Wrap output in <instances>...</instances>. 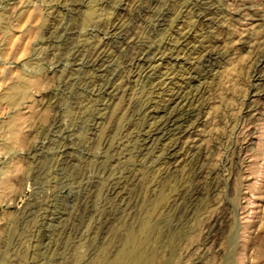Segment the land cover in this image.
Listing matches in <instances>:
<instances>
[{
  "label": "rangeland",
  "instance_id": "rangeland-1",
  "mask_svg": "<svg viewBox=\"0 0 264 264\" xmlns=\"http://www.w3.org/2000/svg\"><path fill=\"white\" fill-rule=\"evenodd\" d=\"M122 1L0 0V264H264V0H134L144 45L177 58L154 64L157 94L144 74L123 85L115 54L109 102L80 64ZM201 46L219 54L212 67ZM175 87L194 105L149 122L140 109ZM167 112L173 126L139 157L137 136ZM127 176L122 201L107 195Z\"/></svg>",
  "mask_w": 264,
  "mask_h": 264
},
{
  "label": "bare ground",
  "instance_id": "bare-ground-1",
  "mask_svg": "<svg viewBox=\"0 0 264 264\" xmlns=\"http://www.w3.org/2000/svg\"><path fill=\"white\" fill-rule=\"evenodd\" d=\"M195 1V0H194ZM148 2V1H147ZM188 2V1H187ZM196 2V1H195ZM137 3V1L134 0H123L121 2L120 7L117 9V14H115V16L113 18H111V20L107 23L104 24V28L105 31H103V33H99L102 34L103 36L100 38L98 37V41L96 42H91L90 44L91 46H87L88 47V51L86 52L87 55L85 57L82 58V62H81V67L83 69H85L91 76L90 79L88 80V83H86V85H88L90 87L91 92L93 93L94 97L100 98V99H104L107 101H113V99H115L120 91V89H122V87H115V85L113 84V81H115V79H118L117 77L120 78V76L123 74L120 70V76L116 75L114 76L112 79L109 77H112L111 72L109 73V69L110 66L112 67L114 64V57H116L115 54H117V56L119 55V57L122 58V63L121 65H123V69H125L128 74L129 77L127 78V80H124L125 82H123L125 84H129L130 79L131 78H135V77H140L142 74H144V76L146 77V80L149 82H145L143 80L144 84H148L149 86H155V88L153 87V89H151L154 92H157V94H159L158 91H160V93L162 92H167L168 90L162 89L163 88V82H160L159 77H156L155 75V68L153 67L154 64L156 62H158L160 65H163L164 63H167L170 60H173L176 58L171 59L170 57L172 56H164L163 51L167 50V49H163L162 50V46H158L159 44H157V46H151V45H147L146 41H145V45L143 43V37L138 33V29L140 24L144 18H142V13L144 14L145 11L140 9L138 5H135ZM198 3V2H196ZM195 3V5H197ZM202 3V2H200ZM141 4V3H140ZM75 5V4H74ZM199 5V4H198ZM197 5V6H198ZM202 5V4H201ZM187 6V5H186ZM194 6V5H193ZM153 7V6H152ZM156 9V8H155ZM133 10H138L140 12L141 10V15H133L132 13L134 12ZM212 10V9H211ZM203 12V11H202ZM214 12V11H213ZM135 13V12H134ZM88 14V13H87ZM199 14V13H198ZM197 14V15H198ZM202 14V13H201ZM203 16H199V19H208V14H207V10L206 13L203 12ZM146 15V14H145ZM211 15V13H210ZM213 15V14H212ZM215 15V14H214ZM151 16V15H150ZM87 17H89L88 15L86 16L85 20L88 21ZM129 17H133L134 19H137V22L133 24H129L127 23V20H129ZM201 17V18H200ZM132 18V19H133ZM154 18V17H153ZM156 18V17H155ZM148 19V18H147ZM165 19V18H164ZM157 20V19H156ZM161 18L159 20H157L156 26L161 24ZM198 20V19H197ZM108 21V20H107ZM55 22V21H54ZM134 22V21H133ZM197 22V21H196ZM149 23V22H148ZM147 23V24H148ZM162 23H163V19H162ZM166 23V22H165ZM164 23V24H165ZM162 25V24H161ZM159 27V26H158ZM59 28V27H58ZM93 30V29H92ZM98 30V29H97ZM101 31V30H100ZM57 32V31H56ZM99 32V30L97 31ZM190 32V31H189ZM188 32V33H189ZM96 33V32H95ZM178 32V38L176 39V43L178 44V48L182 47L185 43L187 42V39H189L188 37L190 35L187 36L186 33L182 34ZM93 36V35H92ZM144 36V35H143ZM61 37V36H60ZM148 37V36H146ZM66 38V37H64ZM93 39V38H91ZM146 39V38H145ZM60 40V39H59ZM66 40V39H65ZM68 40V39H67ZM171 40V39H170ZM64 41V40H63ZM71 43V42H70ZM163 43V42H162ZM65 44V43H64ZM87 44V43H86ZM85 45V44H84ZM88 45V44H87ZM167 45V44H166ZM175 44L173 43L174 46ZM164 46V45H163ZM180 46V47H179ZM202 48L200 49V51L198 52V58L202 59L207 66L206 67H212L213 66V62L215 60V57H217L219 54L217 53V51L214 50L213 47H207V46H201ZM70 49V48H69ZM175 49V48H173ZM185 49V48H184ZM172 50V49H171ZM169 52V50H167ZM177 51V50H176ZM219 51V50H218ZM78 52V51H77ZM179 52V51H178ZM181 52V50H180ZM165 53V52H164ZM78 54V53H77ZM80 54V53H79ZM173 54V53H172ZM170 55V54H168ZM175 55V54H174ZM77 56V55H76ZM81 56V55H80ZM177 56V55H176ZM175 57V56H174ZM263 57V56H262ZM77 58V57H76ZM76 58H74V61L76 60ZM197 58V59H198ZM81 59V58H80ZM199 59V60H200ZM190 60V59H189ZM78 61V60H77ZM264 61V59L261 60V62ZM80 62V60L78 61ZM77 62V64H78ZM185 62V61H184ZM182 62V63H184ZM197 62V61H196ZM260 62V63H261ZM193 62H190V64ZM185 65V64H184ZM184 67V66H183ZM189 67V68H188ZM185 68V67H184ZM188 69V75L191 76V72L193 71V66H187ZM264 68V67H263ZM122 69V68H121ZM118 71V72H119ZM196 71V70H195ZM92 74H91V73ZM117 72V73H118ZM152 72V73H151ZM198 72V71H197ZM125 73V72H124ZM150 73V74H149ZM157 73V72H156ZM158 74V73H157ZM64 75V74H63ZM95 76V77H94ZM128 76V75H127ZM154 76V77H153ZM192 77H188V79L191 80ZM263 78V76H259L258 79L259 81ZM121 79V78H120ZM119 79V80H120ZM257 79V80H258ZM87 80V79H86ZM132 80V79H131ZM121 81V80H120ZM186 81V80H185ZM189 81V80H188ZM68 82V81H67ZM166 82V81H165ZM184 82V81H183ZM82 83V82H81ZM122 83V82H121ZM185 83V82H184ZM143 84V85H144ZM171 84V83H170ZM17 85V84H16ZM122 85V84H121ZM88 87V88H89ZM87 88V87H86ZM87 88V89H88ZM169 88V87H168ZM181 90V88H173L169 94L164 95L167 96L166 99H157V101H161L164 105L163 107L161 106L160 108L157 107V102L153 105H149L147 104L146 107H142L140 109V111H142V114H144L146 117L149 118V122L150 120L155 119L156 117H158V114L160 113V111H165L168 106L171 105V103H176L175 101L178 99L182 100V101H187V105L189 106H193L194 103H191L192 101H194L195 98L189 99L187 96L183 97L180 96L179 91ZM23 91V85H17L15 87H13V96L18 95L20 93H22ZM122 92H124L122 90ZM182 92V91H181ZM91 93V94H92ZM127 93V92H126ZM201 93V92H200ZM164 94V93H163ZM21 95V94H20ZM92 95V96H93ZM12 96V95H11ZM163 97V95H162ZM16 98V97H15ZM8 99V98H7ZM10 99V98H9ZM12 99V98H11ZM101 101V100H100ZM180 101V102H182ZM189 101V102H188ZM88 102V101H87ZM108 102V103H109ZM103 104L102 109H107L109 108L110 104ZM101 105V104H99ZM181 105V104H180ZM173 106V105H172ZM175 106V105H174ZM171 107V106H170ZM183 108V107H182ZM199 106L192 108L191 110H189L188 113H186L184 116H182L183 118L185 117L187 120L188 118H193L196 114L197 116L199 114H201V108L198 109ZM101 109V110H102ZM169 109V108H168ZM184 109V108H183ZM170 110V109H169ZM175 110V109H174ZM181 110V109H180ZM186 112V111H185ZM197 112V113H196ZM99 113V112H98ZM165 113V112H164ZM168 113V112H167ZM166 113V114H167ZM196 113V114H195ZM101 114V113H100ZM169 114V113H168ZM162 115V114H161ZM173 115V114H172ZM181 115V114H179ZM178 115V116H179ZM143 116V115H142ZM95 121L94 124H91V130L95 129V127L99 124L98 122L103 121L104 117H102L101 115H98L95 117ZM174 117L171 116L169 114V116H167L164 120L162 119L158 124H152L155 126H151V124L149 123L148 125H150V127L148 128L147 131H144L142 135H138L137 136V150L139 153V157L144 156L146 154H149V147L152 145V143L154 141L157 140V138H159L161 135L164 136V133H166V130L168 129L169 125L173 126L174 124ZM181 118V117H180ZM179 119V118H178ZM197 119V118H196ZM182 120V119H181ZM184 120V119H183ZM190 120V119H189ZM192 120V119H191ZM194 121H196L194 119ZM158 122V121H157ZM173 123V124H171ZM178 123V122H177ZM182 123V122H181ZM182 125V124H181ZM53 126V125H52ZM184 126V125H183ZM181 127V126H180ZM43 128V127H42ZM174 128V127H173ZM185 129V128H184ZM191 129V126H190ZM177 130V129H176ZM45 131V130H44ZM174 130H172L173 132ZM171 132V131H170ZM186 132H188L187 130H182L179 131V134H185ZM172 134V133H171ZM178 134V135H179ZM168 135V134H167ZM177 135V136H178ZM172 137V136H171ZM163 138V137H162ZM167 140V139H165ZM172 140V138H171ZM170 141V140H167ZM173 141V140H172ZM171 142V141H170ZM175 142V141H174ZM194 142V141H193ZM196 143V142H195ZM104 144V143H103ZM109 144L108 141L105 142V145ZM41 145V144H40ZM169 145V144H168ZM34 146V145H33ZM165 146V145H164ZM37 147V146H36ZM40 147V146H39ZM152 147V146H151ZM163 147V146H162ZM192 147H194V145H192ZM198 147V146H197ZM35 148V147H34ZM174 144H172L171 146H167V148H165V157H164V163L169 164L173 161H176V157H174L175 153H171V151L169 149H174ZM190 148V147H189ZM194 149V148H193ZM197 149V148H196ZM199 149V148H198ZM178 152V151H177ZM197 153V152H196ZM177 154V153H176ZM62 155V154H61ZM199 155V154H198ZM137 156V154H136ZM177 156V155H176ZM65 158V157H64ZM165 164V165H166ZM170 165V164H169ZM130 174V173H128ZM135 175V174H134ZM130 177V176H129ZM131 178V177H130ZM87 181V180H86ZM132 182V181H131ZM129 183V178L128 176L125 177V181H122L121 178L117 179L114 183L113 181H111V183H109L107 185L106 191H107V195L113 196L114 198L119 197L122 201V192L124 190H126V184ZM85 185V184H84ZM90 188V187H89ZM88 188V189H89ZM197 188V187H196ZM200 188V187H199ZM110 193V194H109ZM125 195V194H124ZM112 198V197H111ZM109 199V198H108ZM113 199V198H112ZM115 200V199H114ZM125 202V201H124ZM106 205V204H105ZM124 205V204H123ZM117 209V208H116ZM122 210V209H121ZM49 213V212H48ZM116 214V213H114ZM45 216V215H44ZM43 218V217H42ZM51 219V218H50ZM46 222V221H45Z\"/></svg>",
  "mask_w": 264,
  "mask_h": 264
}]
</instances>
